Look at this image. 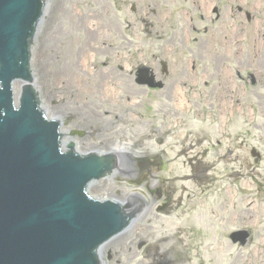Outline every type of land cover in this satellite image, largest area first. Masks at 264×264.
Masks as SVG:
<instances>
[{
	"label": "rangeland",
	"instance_id": "1",
	"mask_svg": "<svg viewBox=\"0 0 264 264\" xmlns=\"http://www.w3.org/2000/svg\"><path fill=\"white\" fill-rule=\"evenodd\" d=\"M58 1L61 3L63 0ZM117 1L114 0L117 29L111 38L105 39L108 41L106 47L111 44L115 47L112 58L106 52L95 55L85 44L78 55L81 49L76 50V46L72 45L64 52L60 33H55L53 47L46 48V52L41 49L43 40L40 36L35 37L31 69L42 107L47 113L66 121L70 128L86 131L82 137L73 138L79 151H107L113 145H118V153L125 151L132 157L150 152L152 158L170 159V165L165 169L167 176L173 174L171 170L180 175L190 172L188 152L179 148L180 136L185 128H192L185 145L188 146L200 133L194 128L204 125L205 129L209 128L206 123L211 120V126L226 127L228 146L224 139L225 146L207 151L206 160L211 166V182L207 189H200L192 179L174 182L177 188L169 198L172 205L161 211L157 208L165 197L156 195L159 184L156 177L161 173L155 168L151 169L150 178H144L143 182L120 179V174L95 181L90 186V192L94 195L122 201L130 192L137 191L146 202L134 226H131L138 236L131 233L130 237L129 227L125 231L128 235L111 245L107 243L102 250L103 264H140L139 253L141 256L145 253H161L169 264H264V0H259L253 6V20L248 22L243 17L238 19L243 26L237 33L233 32L234 25L229 21L231 16L227 18L226 32L222 38H228V46L240 47V57L232 63L225 61L232 69L227 72L226 86L224 83L219 87L221 80H213L215 87L207 88L199 84L195 90L191 83L187 84V80L185 87H169L167 95L163 89L148 90L133 80L128 81L129 69L123 64L125 47L118 49L125 38L124 6ZM112 2L102 0L108 11L105 17L111 15ZM79 6L84 13L90 9H100L93 0L81 1ZM103 17L104 14H101L96 18L98 25ZM42 21L45 22L46 18L43 17ZM59 22L60 29L66 24V18L60 17ZM217 25L215 28L219 30ZM253 25L256 30L252 28ZM213 35L218 33L213 32ZM239 37L243 38L241 44L235 40ZM103 40L98 35L92 42L93 47L101 49ZM136 41L138 39L132 37L131 48H135ZM37 48L41 55H38ZM147 59L152 58L148 56ZM253 59L256 63L252 62ZM202 62L198 65L199 81L203 71ZM250 70L257 76L260 74L258 85L251 83L248 77ZM133 73L134 70H131V75ZM107 74L112 81L105 80ZM189 79L193 82L195 77L191 75ZM203 90L208 92L204 94ZM194 93L200 98L193 96ZM216 98H223L221 105L227 106L224 110L222 108V115H225L222 119L217 117L216 108L210 107ZM80 108H88L89 115L97 116L93 124H81V117H77L76 113ZM234 110L237 112L230 117ZM195 112L207 121L204 120L203 124L193 121L191 116ZM173 131L174 138L171 136ZM165 137L168 140L165 144L171 143L172 147L157 142L159 138ZM253 146L261 154L259 162H254L250 154ZM179 152L182 154L178 155ZM241 227L251 230L252 236L243 248L229 239V234ZM124 244L127 245L125 259V253H121ZM120 259L125 262L121 263Z\"/></svg>",
	"mask_w": 264,
	"mask_h": 264
},
{
	"label": "water",
	"instance_id": "2",
	"mask_svg": "<svg viewBox=\"0 0 264 264\" xmlns=\"http://www.w3.org/2000/svg\"><path fill=\"white\" fill-rule=\"evenodd\" d=\"M41 5L0 0V264H98V246L129 217L118 204L85 194L113 159L83 157L71 145L60 154L58 123L46 120L30 86L14 107L11 83L29 79L28 44ZM117 154L124 169L125 154Z\"/></svg>",
	"mask_w": 264,
	"mask_h": 264
},
{
	"label": "flooded vegetation",
	"instance_id": "3",
	"mask_svg": "<svg viewBox=\"0 0 264 264\" xmlns=\"http://www.w3.org/2000/svg\"><path fill=\"white\" fill-rule=\"evenodd\" d=\"M134 5H137L139 3L140 7H150V6H186V5H199V0H133ZM208 3H210V0H207ZM217 5L220 6H227V0H214ZM145 8V7H144ZM162 17L163 13H159ZM211 60L215 61L214 63V70L215 75L217 76L221 70L222 67L219 65V62H221L220 58H217L215 55L211 58Z\"/></svg>",
	"mask_w": 264,
	"mask_h": 264
},
{
	"label": "bare ground",
	"instance_id": "4",
	"mask_svg": "<svg viewBox=\"0 0 264 264\" xmlns=\"http://www.w3.org/2000/svg\"><path fill=\"white\" fill-rule=\"evenodd\" d=\"M57 6H58V3L53 4V12L56 10ZM73 18H74V17H73ZM42 46H43V44H42ZM38 55H41V53L39 52ZM39 64H40V62H39ZM31 73H32V76H33V72H31ZM213 77H215V75H214ZM47 115H48L49 117H54V115H53V114H50V113H47ZM61 132H62L63 134L66 133V132H67V129H66L65 127H61ZM66 140H67L66 138H63V141H64V142H66ZM118 148H119L118 145H113L112 147H110V149H111V150H114V151H116V149L118 150ZM122 152H123V151H122ZM132 195H138V196H140V197L145 201V199H144L143 196H141V195H139V194H137V193H135V192L130 193L129 196H132ZM129 196H128V197H129ZM128 197H127V198H128ZM98 198H100V196H98Z\"/></svg>",
	"mask_w": 264,
	"mask_h": 264
}]
</instances>
